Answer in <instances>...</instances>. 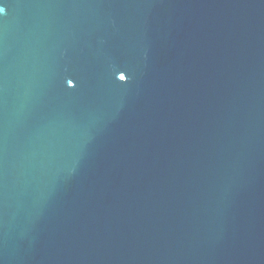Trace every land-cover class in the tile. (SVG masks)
I'll return each instance as SVG.
<instances>
[{"label":"water","instance_id":"95a60500","mask_svg":"<svg viewBox=\"0 0 264 264\" xmlns=\"http://www.w3.org/2000/svg\"><path fill=\"white\" fill-rule=\"evenodd\" d=\"M0 8V264H264V0Z\"/></svg>","mask_w":264,"mask_h":264},{"label":"snow or ice","instance_id":"6c2138e0","mask_svg":"<svg viewBox=\"0 0 264 264\" xmlns=\"http://www.w3.org/2000/svg\"><path fill=\"white\" fill-rule=\"evenodd\" d=\"M4 12V9L3 8H0V13H3ZM124 77H121V79H123Z\"/></svg>","mask_w":264,"mask_h":264}]
</instances>
